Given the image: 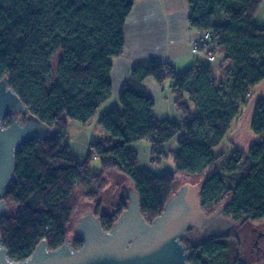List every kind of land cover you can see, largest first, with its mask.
Instances as JSON below:
<instances>
[{
    "label": "trees",
    "instance_id": "obj_1",
    "mask_svg": "<svg viewBox=\"0 0 264 264\" xmlns=\"http://www.w3.org/2000/svg\"><path fill=\"white\" fill-rule=\"evenodd\" d=\"M186 1L191 27L214 35L211 52L223 54L221 64L226 63L222 77H215L210 64L177 71L158 60L136 62L119 93L122 108L100 118L105 134L81 160L68 143L69 122L87 123L112 94V58L124 52L125 24L135 0H0V80L7 75L31 111L55 127L51 136L17 149L16 180L5 195L13 210L0 216L2 242L11 258L25 260L43 239L51 249L63 244L84 200L95 204L91 209L110 229L128 203L125 195L111 212L104 210L110 170L129 177L149 222L177 191L178 172L198 176L207 211L221 207L240 226L264 217V98L257 101L251 122L259 141L247 152L213 151L264 81V26L253 21L262 0ZM147 76L160 83L171 80L187 119L155 116L154 98L143 86ZM187 99L201 114L191 111ZM4 122L11 123L9 115ZM172 138L176 148L165 150ZM138 140L151 143L155 161L172 157L176 171L160 175L141 167L130 146ZM95 157L99 173L92 171ZM198 235L192 227L182 237L193 264H240L237 235L204 240ZM71 241L76 248L83 245L76 236Z\"/></svg>",
    "mask_w": 264,
    "mask_h": 264
},
{
    "label": "water",
    "instance_id": "obj_2",
    "mask_svg": "<svg viewBox=\"0 0 264 264\" xmlns=\"http://www.w3.org/2000/svg\"><path fill=\"white\" fill-rule=\"evenodd\" d=\"M9 115L11 123L4 125ZM55 127L31 111L11 86L9 77L0 80V216H8L13 205L5 199L11 181L16 180V152L34 138H46ZM127 207L110 229H104L92 209L75 213L76 248L71 238L51 249L46 239L37 244L25 260L10 257L0 233V264H193L182 240L192 227L200 230L198 240L221 236L239 222L217 207L209 213L202 205L199 184H184L167 201L161 215L149 222L143 215L138 193L130 189ZM73 219V220H74ZM221 230V231H220ZM223 236V235H222Z\"/></svg>",
    "mask_w": 264,
    "mask_h": 264
},
{
    "label": "crops",
    "instance_id": "obj_3",
    "mask_svg": "<svg viewBox=\"0 0 264 264\" xmlns=\"http://www.w3.org/2000/svg\"><path fill=\"white\" fill-rule=\"evenodd\" d=\"M253 21L259 26H264V0L254 12ZM203 34L204 32L191 27L186 0H135L125 24L124 52L119 57L112 58V94L106 101L113 99L115 107L122 108L119 100L120 90L138 61L158 60L170 64L177 71L187 70L195 64H210L214 67L215 77L221 78L226 66V63L221 64L223 54H216L215 60H209L207 54L210 50H205L207 48L196 53L193 51L194 42L202 40ZM143 86L154 98V114L157 118H170L180 122L188 118V113L177 106L171 85L160 83L153 76H147L143 80ZM260 98H264V81L254 87L248 96V104L215 148L224 146L222 149L225 150L228 144H233L237 149L246 151L259 141L260 137L252 130L251 122L255 105ZM188 102L192 112L201 114L192 102ZM89 123L71 120L69 135L73 137L71 131L76 136L90 134L89 126L87 127ZM97 132L96 135L102 133L100 137L105 134L101 127Z\"/></svg>",
    "mask_w": 264,
    "mask_h": 264
},
{
    "label": "rangeland",
    "instance_id": "obj_4",
    "mask_svg": "<svg viewBox=\"0 0 264 264\" xmlns=\"http://www.w3.org/2000/svg\"><path fill=\"white\" fill-rule=\"evenodd\" d=\"M211 52V49H209ZM209 52V53H210ZM208 53V54H209ZM207 54V53H206ZM207 54V56H208ZM214 54V53H213ZM215 55V54H214ZM216 58V57H215ZM215 60V59H214ZM166 84L171 85V80H165ZM115 104L113 99H110L102 104L96 111L95 115L88 122L89 128L88 131L90 134H78L77 136L73 134V137L69 138V145L71 150L78 156L81 160H84L90 151L91 143L95 142V140L100 137L102 133L96 135L97 130L102 125L100 124V118L108 112L110 109L114 108ZM104 111V112H103ZM101 112H103L101 114ZM87 122V123H88ZM104 130V128H103ZM98 136V137H97ZM227 144V143H226ZM231 146L226 147V149H222V147L214 148V154L220 155L225 153L231 149H235L236 146L230 144ZM130 146L137 150L139 155V165L143 168H147L156 174H163L166 172L176 171V162L172 157H162L158 161H155V157L152 153V145L148 140H138L136 142H131ZM165 150L176 148V140L172 138L167 143H165ZM237 149V148H236ZM240 150V149H238ZM243 152H247L248 150H241ZM101 169V163L99 158L95 157L92 160V171L93 173H99ZM107 177L109 179V184L106 186L103 195V208L107 211H112L113 206L119 201V199L129 193L131 189V180L124 173L110 170L107 172ZM198 176L187 173V172H178L175 182V188L178 190L184 184H195L198 181ZM197 184V183H196ZM95 207V204L92 201L84 200L82 202V209H91V207ZM212 211V210H211ZM222 214L228 216L224 210H222ZM230 217V216H229ZM78 221L76 218L73 220L71 225L69 226V235L70 238H74L76 236V227ZM231 235H237L241 240V255H240V264H264V217L259 219L248 220L242 226H238L237 228H232ZM258 240V244L262 249H259L257 245L254 244V241Z\"/></svg>",
    "mask_w": 264,
    "mask_h": 264
},
{
    "label": "built area",
    "instance_id": "obj_5",
    "mask_svg": "<svg viewBox=\"0 0 264 264\" xmlns=\"http://www.w3.org/2000/svg\"><path fill=\"white\" fill-rule=\"evenodd\" d=\"M214 35L212 32L210 31H206L204 32L203 34V41L200 39V40H196L193 44V51L196 53V52H199L201 49L203 48H207L205 50H209V48H211L213 45L211 44L210 40L213 39ZM206 41V42H205ZM208 59L209 60H214L215 59V55L213 53H209L208 54ZM4 125H7L5 122H4Z\"/></svg>",
    "mask_w": 264,
    "mask_h": 264
},
{
    "label": "flooded vegetation",
    "instance_id": "obj_6",
    "mask_svg": "<svg viewBox=\"0 0 264 264\" xmlns=\"http://www.w3.org/2000/svg\"><path fill=\"white\" fill-rule=\"evenodd\" d=\"M80 210H82V208H81ZM80 210H78V211H80ZM78 211H77V212H78ZM214 211H215V210L208 211V212H209V213H212V212H214ZM198 231L200 232L199 229H198ZM220 231H221V230H220ZM231 231H232V228H227V229L224 231V233L222 232V235H223V236H225V235H230V234L232 233ZM222 235H221V236H222ZM254 244L257 245V247H258L259 249H262V248L260 247V245L258 244V240H255V241H254ZM262 250L264 251V249H262Z\"/></svg>",
    "mask_w": 264,
    "mask_h": 264
}]
</instances>
